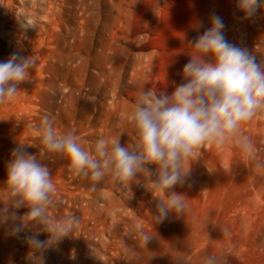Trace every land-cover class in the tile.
<instances>
[{"label":"rangeland","instance_id":"374dc122","mask_svg":"<svg viewBox=\"0 0 264 264\" xmlns=\"http://www.w3.org/2000/svg\"><path fill=\"white\" fill-rule=\"evenodd\" d=\"M58 1L60 10L44 20L41 35L30 36L35 26L24 36L25 56L35 61L31 81L0 105V186L17 139L34 145L26 151L39 158L45 118L58 133L74 130L86 149L101 136L128 131V118L121 115L131 113L145 87L159 91L168 82H181L189 59L183 53L191 51L186 40L209 26L213 11L223 18L228 41L234 36L256 51L258 60L264 58V9L242 21L236 0ZM197 21L204 23L199 33L193 28ZM3 22L0 44L8 46L1 32L11 28ZM30 24L35 25L33 19L25 17L21 27ZM245 138L250 147L244 146ZM127 141L130 136L121 137V143ZM231 141L228 159L218 147L206 145L186 165L191 167L188 182L175 189L186 194L183 216L157 225L152 219L156 201L141 186H118L105 178L90 190V182L68 171L67 160L43 159L56 188L52 214L79 218L78 237L47 251L45 264H203L209 253L220 264H264V194L250 202L252 179L264 177V122H245ZM26 235L31 232L9 236L8 225H0V264H27ZM145 235L152 237L147 245Z\"/></svg>","mask_w":264,"mask_h":264},{"label":"clouds","instance_id":"9594fccd","mask_svg":"<svg viewBox=\"0 0 264 264\" xmlns=\"http://www.w3.org/2000/svg\"><path fill=\"white\" fill-rule=\"evenodd\" d=\"M262 9L264 0H236L242 21L256 18ZM208 24L193 40L185 39L191 51L183 53L189 59L180 83L168 82L159 91L141 90L127 119L128 131L101 136L86 149L74 130L58 133L45 118L39 128L43 145L39 158L26 151L34 145L17 139L0 186V225H8L9 236L31 232L24 241L27 264H45L47 251L58 249L65 238L78 237V216L52 214L56 188L50 168L41 162L48 156L67 160L68 171L90 182V190L105 178L118 186H141L156 201L152 219L157 225L170 216L182 218L186 194L175 189L188 182L191 167L186 165L198 158L202 148L233 140L245 122H264V58L258 60L256 51L228 41L224 20L214 11ZM26 27L34 29L35 25ZM193 28L199 33L203 21L195 22ZM34 63L31 55L20 51L0 62V105L10 103L20 85L31 81ZM125 135L130 136V143H121ZM242 142L250 147L246 138ZM21 208L27 211L19 215ZM41 234L47 238L39 239ZM151 238L144 236L146 245ZM89 250L92 253L90 246ZM70 258L74 260L75 254ZM203 264H220V260L209 253Z\"/></svg>","mask_w":264,"mask_h":264},{"label":"bare ground","instance_id":"6f19581e","mask_svg":"<svg viewBox=\"0 0 264 264\" xmlns=\"http://www.w3.org/2000/svg\"><path fill=\"white\" fill-rule=\"evenodd\" d=\"M60 10V3L58 0H0V21L4 20L3 27H9L11 30H4L1 32V36L8 42V46L2 45L4 43L1 40L0 44V62L6 61L10 55L15 51H20L22 55H25L26 48L24 43V36L30 33L29 29L21 27L25 17L33 19L35 23V31L30 34L31 37L41 35L43 29L46 28L44 20L55 18ZM54 25L57 28L58 24L54 20ZM232 43H237L236 38L232 36L230 40ZM37 83L41 82V79L36 80ZM156 91L154 87L151 88ZM116 95V93H115ZM119 99L115 97V102ZM119 103V102H118ZM130 115L123 114L122 118H128ZM230 140L224 145H210L216 146L220 149L223 158L228 159L231 154ZM253 190L250 194V202L254 203L257 198L264 194V177L258 179H252Z\"/></svg>","mask_w":264,"mask_h":264}]
</instances>
